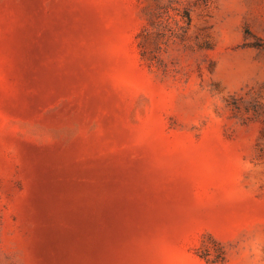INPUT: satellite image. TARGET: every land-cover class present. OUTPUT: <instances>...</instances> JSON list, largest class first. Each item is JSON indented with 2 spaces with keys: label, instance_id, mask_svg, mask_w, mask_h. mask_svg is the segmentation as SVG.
I'll return each instance as SVG.
<instances>
[{
  "label": "rangeland",
  "instance_id": "1",
  "mask_svg": "<svg viewBox=\"0 0 264 264\" xmlns=\"http://www.w3.org/2000/svg\"><path fill=\"white\" fill-rule=\"evenodd\" d=\"M0 264H264V0H0Z\"/></svg>",
  "mask_w": 264,
  "mask_h": 264
}]
</instances>
